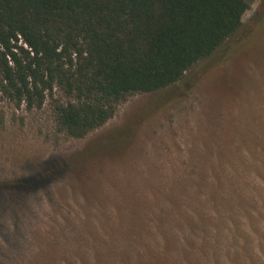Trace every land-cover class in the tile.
<instances>
[{
	"label": "rangeland",
	"instance_id": "1",
	"mask_svg": "<svg viewBox=\"0 0 264 264\" xmlns=\"http://www.w3.org/2000/svg\"><path fill=\"white\" fill-rule=\"evenodd\" d=\"M0 95V264H264V0L176 84L81 139Z\"/></svg>",
	"mask_w": 264,
	"mask_h": 264
},
{
	"label": "trees",
	"instance_id": "2",
	"mask_svg": "<svg viewBox=\"0 0 264 264\" xmlns=\"http://www.w3.org/2000/svg\"><path fill=\"white\" fill-rule=\"evenodd\" d=\"M249 0H0V95L81 139L129 96L166 89L242 27Z\"/></svg>",
	"mask_w": 264,
	"mask_h": 264
}]
</instances>
